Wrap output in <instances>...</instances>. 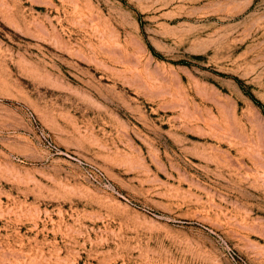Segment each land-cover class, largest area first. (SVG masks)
<instances>
[{"label":"rangeland","instance_id":"374dc122","mask_svg":"<svg viewBox=\"0 0 264 264\" xmlns=\"http://www.w3.org/2000/svg\"><path fill=\"white\" fill-rule=\"evenodd\" d=\"M0 264H264V0H0Z\"/></svg>","mask_w":264,"mask_h":264}]
</instances>
